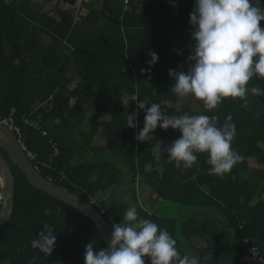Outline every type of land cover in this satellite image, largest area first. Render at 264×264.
<instances>
[{
    "label": "trees",
    "instance_id": "obj_1",
    "mask_svg": "<svg viewBox=\"0 0 264 264\" xmlns=\"http://www.w3.org/2000/svg\"><path fill=\"white\" fill-rule=\"evenodd\" d=\"M114 1L115 18H109V7L95 10L88 3L89 13L79 22L63 9L45 12L34 0H0V119L16 110L23 142L46 165L34 162L41 174L95 202L111 226L135 206L141 218L177 240L181 256L196 255L200 264H255L244 247L264 257V95L249 92L247 108L238 98H225L210 111L181 102L170 90L174 79L169 69L187 72L190 66L195 41L189 20L195 0L155 1L140 14L135 6L140 0H128V11ZM152 51L159 60L150 71H142L149 69ZM247 87L264 89V79L254 77ZM122 95L130 99L127 108L120 102ZM145 98L148 106L158 103L168 115L215 117L218 127L231 115L232 149L241 160L222 179L209 175L203 153L191 169H176L164 149L180 137L178 130L157 127L148 142L135 139L144 126L137 101ZM134 112L138 127L124 126L127 114ZM23 114L40 115L47 136L26 124ZM51 139L59 146L54 159ZM2 152L16 193L13 216L0 232V264H56L52 255L61 264H84L88 243H94V251L107 247L82 212L32 186ZM141 183L151 195L161 196V203L179 206L177 219L160 218L150 194L141 202ZM2 207L0 201V213ZM43 230L56 235L50 256L31 247Z\"/></svg>",
    "mask_w": 264,
    "mask_h": 264
},
{
    "label": "clouds",
    "instance_id": "obj_2",
    "mask_svg": "<svg viewBox=\"0 0 264 264\" xmlns=\"http://www.w3.org/2000/svg\"><path fill=\"white\" fill-rule=\"evenodd\" d=\"M260 4L261 0H195L189 20L195 41L188 57L190 66L187 72L169 69V75L174 79L170 90L178 98L202 101L205 111H210L225 98H238L247 108L249 92L253 96L264 95V89L247 87L254 77L264 79V28L261 27L264 7ZM148 55L149 69L142 71H150L159 60L154 51ZM120 102L127 108L130 99L122 95ZM149 102L147 98L137 101V108L144 112V126L135 139L148 142L157 127L165 131L169 128L178 130L180 137L164 149L168 162L174 163L176 169H191L198 161V154L203 153L207 155L205 162L210 166L209 175L222 179L241 160L239 153L232 149L235 125L230 123L231 115L218 127L215 117L168 115L161 110L160 104L154 102L148 106ZM260 115L258 112L257 117ZM124 126L138 127L135 112L127 114ZM11 132L28 155L30 151L22 138ZM2 183L0 181V186ZM112 227L107 247L94 251L93 242L86 245L84 264H146L145 258L150 264H200L196 255L186 253L181 256L177 240L155 222L141 218L135 206L128 207L122 222ZM55 244L56 235L44 230L39 239L31 241V247L45 256L52 254Z\"/></svg>",
    "mask_w": 264,
    "mask_h": 264
},
{
    "label": "water",
    "instance_id": "obj_3",
    "mask_svg": "<svg viewBox=\"0 0 264 264\" xmlns=\"http://www.w3.org/2000/svg\"><path fill=\"white\" fill-rule=\"evenodd\" d=\"M126 2L127 0H120L122 6H125ZM1 150L9 155L12 163L27 177L32 186L82 212L97 227L108 246L113 227L107 222L99 209L80 195L72 193L44 177L29 160L17 137L2 125H0V181L3 183L0 190L3 207L0 213V232L8 225L13 216L16 193L14 174Z\"/></svg>",
    "mask_w": 264,
    "mask_h": 264
},
{
    "label": "rangeland",
    "instance_id": "obj_4",
    "mask_svg": "<svg viewBox=\"0 0 264 264\" xmlns=\"http://www.w3.org/2000/svg\"><path fill=\"white\" fill-rule=\"evenodd\" d=\"M36 3L42 4L44 6V11L49 12V11H53L54 9H63L65 12H67V14L72 15L76 21L81 22L82 20H84V18L87 17L88 13H89V9L86 8V4H90L89 6L91 8H94L95 10L96 7H98L99 5L101 7H109L106 8V11H108L110 14H108L109 18H115V13L111 10L112 7H114L115 9H118V5L114 0H34ZM114 1V2H113ZM120 1V0H119ZM159 2L161 0H140L138 1L135 6L137 8V13H143L145 12V9L148 8L150 6V4H152V2ZM109 2L111 4H109ZM120 4V2H119ZM121 6V10H129V5L126 2L125 6ZM109 9V10H108ZM105 11V9H104ZM105 11V13H106ZM112 12V13H111ZM46 37V36H45ZM43 36L44 40L48 41V37L45 38ZM181 102H187L189 104H191L194 108H201L202 110L204 109L203 107V102L199 101V100H194L191 97H187V98H180ZM95 119L97 121H99V118L96 116ZM99 139L101 140L102 137L101 135L99 136ZM262 146H264V144H262ZM121 168H125L124 165H119ZM125 170V169H124ZM253 174H245L244 176H246L247 178L251 177ZM125 184L127 186V188H130L132 183L130 180V176H127V182L125 181ZM142 188H140L139 190L141 191ZM121 189H118L116 191L117 194L118 191H120ZM138 192V197L140 199V201L142 202L143 199L146 198V195L144 192ZM156 206H158L159 210L156 209V211L158 212L159 216H164L168 213L169 209L172 205V203L170 202H163V203H158ZM176 208H179V206L176 205ZM177 217H178V213H176ZM52 259L56 262V264H61L60 263V258H58L56 255H52Z\"/></svg>",
    "mask_w": 264,
    "mask_h": 264
},
{
    "label": "built area",
    "instance_id": "obj_5",
    "mask_svg": "<svg viewBox=\"0 0 264 264\" xmlns=\"http://www.w3.org/2000/svg\"><path fill=\"white\" fill-rule=\"evenodd\" d=\"M16 110L12 111V113L9 114L8 117L4 119H0V124H2L5 127H8L11 131H14L16 134L19 135L20 138H22V128L17 124V121L15 120V115H16ZM23 121L34 127L37 131H41L44 136H47V133L43 131L42 128V120L41 116L37 115L35 118L28 116L26 114H23L22 116ZM51 149H52V159L56 158L58 153H59V146L57 142H55L54 139H51L49 142ZM28 157L29 159L34 163L37 162L39 166H46L42 161L39 160V157L37 154L33 152H28ZM52 162V161H51ZM37 166V165H36ZM38 167V166H37ZM39 168V167H38ZM152 198L156 199V202L161 203L162 198L159 195L154 194ZM2 200V197H0V201ZM92 205H94L96 208L97 206L95 205V202H91ZM103 215L105 212L100 211ZM244 252L246 254V258L250 257V261H255V264H264V257L261 255V252L254 249L253 247H244Z\"/></svg>",
    "mask_w": 264,
    "mask_h": 264
},
{
    "label": "crops",
    "instance_id": "obj_6",
    "mask_svg": "<svg viewBox=\"0 0 264 264\" xmlns=\"http://www.w3.org/2000/svg\"><path fill=\"white\" fill-rule=\"evenodd\" d=\"M122 188V187H121ZM140 188H142L141 189V191L140 192H144L145 193V195L147 196V195H149L151 192H150V189L145 185V184H143V183H141V185H140ZM151 195V194H150ZM153 195H151V197H152ZM148 197V196H147ZM161 197V196H160ZM165 202V201H164ZM157 204H158V202H156ZM153 206H154V209H155V211H156V209L157 210H159V208H158V206H155L154 204H152ZM172 205L173 206H171L170 207V209H169V211H168V213L166 214V215H164V216H159V214H158V212L156 211V213H157V215L160 217V218H169V219H177V215H176V213H178V214H181V209H179V208H176V205L175 204H173L172 203ZM156 207V208H155ZM152 210V209H151ZM152 211H154V210H152ZM198 241H199V243L201 244V245H203L202 243L204 242V239H202V238H200V237H198V238H196ZM199 244V245H200Z\"/></svg>",
    "mask_w": 264,
    "mask_h": 264
}]
</instances>
